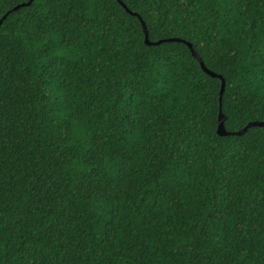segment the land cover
<instances>
[{"label":"trees","instance_id":"obj_1","mask_svg":"<svg viewBox=\"0 0 264 264\" xmlns=\"http://www.w3.org/2000/svg\"><path fill=\"white\" fill-rule=\"evenodd\" d=\"M30 1L0 0V22L10 13L0 28V204L8 226L0 264H73L69 251L47 248L49 233L53 243L78 246L75 264H207L209 252L221 253L217 264H264V127L219 136L222 80L205 73L185 44L226 82L236 108L225 112L228 132L264 122V36L256 38L264 0H176L175 12L169 0L147 8L146 0H121L146 24L150 42H161L152 46L140 18L118 0H100L87 13L94 19L80 17L68 29L39 0L14 12ZM169 14L176 27L154 31ZM186 22L188 32L179 29ZM113 82L122 99L107 95ZM197 122L225 143L254 133L258 142L237 149L239 160L218 153L228 166L215 172V160L192 155L200 145L186 133ZM170 162L171 184L149 195L148 178ZM91 184L99 195L85 203ZM37 250L43 258L32 259Z\"/></svg>","mask_w":264,"mask_h":264},{"label":"snow or ice","instance_id":"obj_2","mask_svg":"<svg viewBox=\"0 0 264 264\" xmlns=\"http://www.w3.org/2000/svg\"><path fill=\"white\" fill-rule=\"evenodd\" d=\"M35 2V0H34ZM100 0H39L38 7L40 4H44L47 6V12L46 16H54L55 20L58 25L62 26L65 29H68L69 25H77L79 23L80 17H84L88 21H91L94 19V16H88L87 13L90 10V8L95 11L96 8L99 7ZM105 3H110L111 0H103ZM147 2H150V0H146L145 8H147ZM169 2L172 4V11H177L176 9V0H169ZM64 4H67L68 11H66L63 7ZM188 7V5H185ZM73 14V18L71 20H68L67 17L69 16V13ZM192 15H195V12L192 13ZM167 21V23H165ZM176 26L173 24V20L171 18V15H165L163 20H160V23L155 26L154 31L157 33L165 28L168 30H173ZM192 28H195V25L192 26ZM179 29L185 32H188L192 29H190L187 25V22L184 24L179 25ZM145 34L147 35V29H145ZM195 33H193L194 35ZM262 36H264V32H261L259 35H257V39H260ZM134 47V45H133ZM47 55V53H44ZM144 55H147L146 53ZM159 55V54H157ZM51 59V58H50ZM167 59H170L167 58ZM167 66V60L165 61V65ZM174 67V62L172 64ZM127 67L126 65L124 66ZM118 71V79L123 80L124 79V73L123 71ZM138 72H143L142 68H137ZM114 83V87H110L107 89V95L111 96L113 100H116L118 97L123 98L122 93L120 92V85L118 83ZM0 92H2V88H0ZM41 95L45 97V106H47V92L41 91ZM2 99V97H0ZM219 114L221 118V127H223V122L228 121V115L225 114L226 110L229 111L234 115L236 108H235V102L232 99H226L223 92L220 93L219 99ZM3 106L0 105V112H3ZM50 115H54V113H50ZM211 113H207V116L210 118ZM264 115V113H262ZM138 119V117H137ZM0 126H2V121H0ZM248 129H245V132H247ZM187 136L194 137L195 143L200 145V150L196 153H192V155L195 156L197 161H201V158H203L202 163L204 164H210L212 160L216 161L217 166L210 169L215 172H223V169L227 167L228 165H222L221 161L219 159L218 153L220 156H223L225 159H229L230 157H234L235 159L239 160L242 157L239 155L237 149L239 152H245L250 151L253 147V142L257 141V134H253L250 136L247 140H242L239 144H233L231 142L225 143L223 141H219L216 139H213L209 135V128L207 124H202L200 122L196 123V126L191 128L187 133ZM260 136H264V133L259 134ZM185 144H187V140L184 141ZM258 142V141H257ZM211 145V147H209ZM190 149L185 148L184 151L181 153V155H185L186 153H189ZM260 152H261V159H264V144L260 145ZM68 160H74L75 157L72 155V153H66ZM163 159V157H161ZM229 163L231 161L229 160ZM171 162L168 164H164L162 167L156 168V175L148 178V182L151 184V188L145 189V191L149 192V195H154L160 192H165L167 190L168 185L171 184V180L168 178V171L171 168ZM93 175L99 176L100 173H93ZM133 189H136V194H139V189L136 187V185H133ZM85 190L87 192V196H85L83 193L81 194V200H83L85 203H89L92 200L93 196L99 195L97 186L95 184L87 185L85 186ZM125 192L131 196L133 195L132 189H125ZM133 204H135V201H133ZM138 207V205H137ZM210 222L214 223L216 220V216L212 215L209 218ZM131 225V222H129V226ZM8 226L4 222V213H3V205L0 204V232L7 231ZM49 235V241L46 242L47 248L51 249V252L53 255H61L64 251H69L73 256V264H75L76 261L79 260V248L77 245L73 244L71 249L67 247V244L64 241H56L52 242V236L51 233ZM35 236V233H34ZM123 239V237H121ZM33 243H38V239H34L32 241ZM6 243V242H4ZM104 245L111 246L110 238L104 239L102 241ZM59 245H63V247H59ZM93 254H95V249L92 250ZM181 251H185V249H181ZM204 248L203 246H198L195 249V252H203ZM194 252V254H195ZM5 255V249L3 247V243H0V259L3 258ZM37 256H40V258H43V253H41L39 250H37V254L32 257V259H36ZM221 257L220 252H209L208 253V259L207 264H217V258ZM223 258V257H221Z\"/></svg>","mask_w":264,"mask_h":264},{"label":"water","instance_id":"obj_3","mask_svg":"<svg viewBox=\"0 0 264 264\" xmlns=\"http://www.w3.org/2000/svg\"><path fill=\"white\" fill-rule=\"evenodd\" d=\"M126 9H127V7L124 5V3L121 1V0H118ZM33 3H34V0H31L29 3H27V4H23V5H20V6H18V7H16L15 9H14V12H16V11H18V10H20L21 8H25V7H31L32 5H33ZM127 11L129 12V13H131L132 15H134V16H137V17H139L137 14H135V13H132L130 10H128L127 9ZM10 15V13H8L5 17H4V19L0 22V28L2 27V25L4 24V22H5V20L8 18V16ZM140 18V17H139ZM140 20L142 21V19L140 18ZM142 24H143V28H144V32H145V29H147V26H146V24L142 21ZM146 35V34H145ZM171 42H183V41H180V40H177V39H174V40H170ZM146 43L149 45V46H152V45H159V44H161V42H159V43H152V42H150V40H149V33H148V29H147V35H146ZM183 43H185V42H183ZM190 49H191V51H192V53H193V56L196 58V59H198L199 61H200V64H201V66H202V68H203V70H204V72L205 73H207L209 76H211V77H213V78H219V79H221L222 80V89H221V92H223V93H225V90H226V82H225V80H224V78L222 77V76H218L217 74H215V73H213V72H211L209 69H207L206 68V66H205V64H204V62L202 61V59L199 57V55L196 53V51L194 50V48H193V46L191 45V44H189V43H185ZM221 123H222V121H221V118H220V120H219V128H218V134H219V136H221V137H226V136H243V135H245L251 128H255V127H257V128H263L264 127V122H254V123H250L245 129H248V131L247 132H245V129H243L242 131H240V132H236V133H230V132H228L227 130H226V128H225V122H223V127H221Z\"/></svg>","mask_w":264,"mask_h":264}]
</instances>
